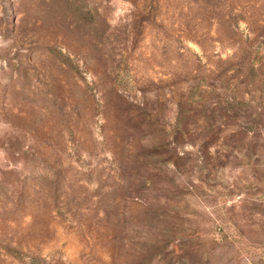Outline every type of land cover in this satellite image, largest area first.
<instances>
[{
    "label": "rangeland",
    "instance_id": "rangeland-1",
    "mask_svg": "<svg viewBox=\"0 0 264 264\" xmlns=\"http://www.w3.org/2000/svg\"><path fill=\"white\" fill-rule=\"evenodd\" d=\"M0 264H264V0H0Z\"/></svg>",
    "mask_w": 264,
    "mask_h": 264
}]
</instances>
